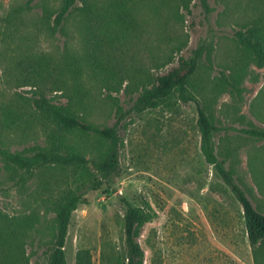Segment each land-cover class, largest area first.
Returning <instances> with one entry per match:
<instances>
[{
    "label": "trees",
    "instance_id": "16d2710c",
    "mask_svg": "<svg viewBox=\"0 0 264 264\" xmlns=\"http://www.w3.org/2000/svg\"><path fill=\"white\" fill-rule=\"evenodd\" d=\"M32 1L27 0L24 8ZM78 1L81 6L76 7ZM261 1L245 0L244 12L253 17L233 33L239 51L234 67L221 73L208 96L198 78L200 64L208 57L205 47L198 46L185 58L178 55L180 48L170 36L172 21L179 17L180 9L188 12L190 0H62L51 32L60 31L67 17L77 12L81 53L65 52L58 58L20 53L15 63L19 75L14 80L19 88L28 89L13 91L0 100V161L28 210L10 218L0 213V264L10 263L11 257L16 264H27L22 250L27 240L33 242L34 235L48 238L47 264H67L64 247L71 216L84 191L98 190L118 176L124 146L120 133L132 124L129 115L156 110L174 94L182 104H194L201 153L241 205L255 264L264 263V214L252 205L233 172L225 168L213 142L216 133L231 130L262 141L264 129L252 125L221 129L211 108L218 92L228 90L240 96L239 84L249 64L264 67ZM199 4L206 14L214 11L208 0H199ZM21 11L19 8L14 14ZM12 17V22L17 18L8 16V23ZM174 61L176 65L167 72L151 74V68L164 69ZM90 84L104 90L103 99L115 118L113 125L97 126L89 121L95 103ZM121 93L132 102L127 111ZM258 100L264 102V91ZM7 133L33 137L34 144L11 150L3 141ZM33 180L36 187L30 192L28 185ZM125 205L126 264H146L138 240L157 213L147 201L138 207ZM91 261L90 251L76 252L74 264Z\"/></svg>",
    "mask_w": 264,
    "mask_h": 264
},
{
    "label": "rangeland",
    "instance_id": "374dc122",
    "mask_svg": "<svg viewBox=\"0 0 264 264\" xmlns=\"http://www.w3.org/2000/svg\"><path fill=\"white\" fill-rule=\"evenodd\" d=\"M26 1L0 0V100L13 91L28 89L19 88L14 80L19 75L15 63L20 53L58 58L65 52L78 55L82 50L77 12L67 17L60 31L51 32L62 0H33L28 9L24 8ZM244 3L208 0L214 11L206 14L199 0H190L188 12L180 9L179 17L171 23L170 36L173 45L180 48L178 55L187 58L198 46L205 47L208 57L200 64L198 78L208 96L221 73L227 74L234 67L239 51L233 33L253 17L244 12ZM79 6L80 1L76 4ZM260 6L264 11V0ZM19 8L22 11L14 14ZM10 15L17 18L12 22V17L8 23ZM175 65L174 61L150 72L163 74ZM239 87V97L228 90L217 93L211 104L215 124L221 129L251 125L264 129V102L258 100L264 91V67L249 64ZM90 91L95 103L89 121L97 126L113 125L115 118L103 99L104 90L90 84ZM120 100L127 111L131 100L123 93ZM129 116L132 124L120 133L124 146L119 154L118 176L98 190L84 191L71 216L64 247L67 264H74L79 250L90 251L91 264H126L125 202L138 207L144 201L157 213L138 240L145 250L146 264H255L242 207L201 153L194 104H182L174 94L156 110ZM128 119L125 117L124 122ZM3 141L11 150L34 144L33 137L16 133L4 134ZM213 142L225 168L233 172L252 205L264 214V140L231 130L219 131ZM7 177L0 161V213L8 218L27 213ZM35 187L33 180L28 191ZM32 238L33 242L27 240L22 250L27 264H47L48 238ZM9 261L16 264L15 257Z\"/></svg>",
    "mask_w": 264,
    "mask_h": 264
}]
</instances>
